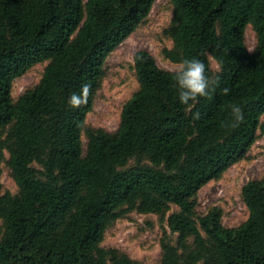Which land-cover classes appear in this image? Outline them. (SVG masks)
Masks as SVG:
<instances>
[{
  "label": "trees",
  "instance_id": "trees-1",
  "mask_svg": "<svg viewBox=\"0 0 264 264\" xmlns=\"http://www.w3.org/2000/svg\"><path fill=\"white\" fill-rule=\"evenodd\" d=\"M156 1L0 0V179L6 162L18 187L2 192L0 183V264H145L103 245L135 211L170 229L158 264H264V177L242 188L249 216L241 225L226 227L221 207L198 212L201 189L264 133V0H170L173 46L164 54L203 61L218 80L211 97L182 105L172 71L142 49L139 88L118 129L87 123L107 60ZM46 63L40 82L15 99V81ZM85 83L88 103L71 107ZM233 103L243 110L238 124Z\"/></svg>",
  "mask_w": 264,
  "mask_h": 264
},
{
  "label": "rangeland",
  "instance_id": "rangeland-1",
  "mask_svg": "<svg viewBox=\"0 0 264 264\" xmlns=\"http://www.w3.org/2000/svg\"><path fill=\"white\" fill-rule=\"evenodd\" d=\"M173 10L170 0H157L148 19L109 57L105 66L106 77L94 110L88 115V125L108 131L118 129L124 105L139 88L134 66V56L138 50H148L161 67L172 69L175 63L167 59L164 49L173 46L165 33L172 22ZM246 43L249 50L254 51L257 40L251 27L247 30ZM46 65L35 66L15 81V99L40 82ZM213 66L218 68L215 61ZM2 166V192L17 193L18 187L6 162ZM263 177L264 133H260L259 140L245 160L232 166L220 180L212 181L201 189L198 212L205 214L213 207H221L226 227L241 225L249 216L248 208L242 200V188L250 180ZM166 232L170 234V229L161 221L160 216L135 211L120 219L106 233L103 245L119 248L142 263L158 264L162 258L161 240Z\"/></svg>",
  "mask_w": 264,
  "mask_h": 264
},
{
  "label": "clouds",
  "instance_id": "clouds-1",
  "mask_svg": "<svg viewBox=\"0 0 264 264\" xmlns=\"http://www.w3.org/2000/svg\"><path fill=\"white\" fill-rule=\"evenodd\" d=\"M171 71L178 88L179 101L188 108L194 107L199 102V98H210L215 91L214 84H218V80L213 81L209 78L205 63L199 59H183L173 64ZM229 91L228 88H224L223 94L228 95ZM90 94L91 85L88 83L82 84L80 92L72 93L69 97L70 106L80 108L86 105ZM230 108L235 122L237 124L242 122L244 119L242 108L235 103L231 104ZM194 118L200 119V113L196 112Z\"/></svg>",
  "mask_w": 264,
  "mask_h": 264
}]
</instances>
